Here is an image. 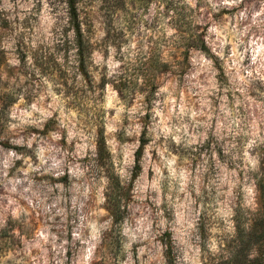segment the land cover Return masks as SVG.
<instances>
[{
	"label": "clouds",
	"instance_id": "clouds-1",
	"mask_svg": "<svg viewBox=\"0 0 264 264\" xmlns=\"http://www.w3.org/2000/svg\"><path fill=\"white\" fill-rule=\"evenodd\" d=\"M0 264H264V0H0Z\"/></svg>",
	"mask_w": 264,
	"mask_h": 264
}]
</instances>
